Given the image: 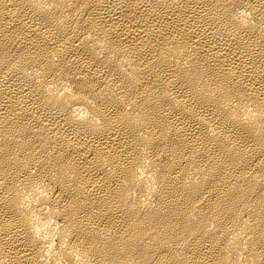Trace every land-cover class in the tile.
<instances>
[{
    "label": "bare ground",
    "instance_id": "6f19581e",
    "mask_svg": "<svg viewBox=\"0 0 264 264\" xmlns=\"http://www.w3.org/2000/svg\"><path fill=\"white\" fill-rule=\"evenodd\" d=\"M0 264H264V0H0Z\"/></svg>",
    "mask_w": 264,
    "mask_h": 264
}]
</instances>
